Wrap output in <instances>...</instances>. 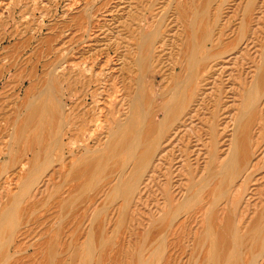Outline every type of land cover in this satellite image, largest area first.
<instances>
[{
	"label": "rangeland",
	"instance_id": "obj_1",
	"mask_svg": "<svg viewBox=\"0 0 264 264\" xmlns=\"http://www.w3.org/2000/svg\"><path fill=\"white\" fill-rule=\"evenodd\" d=\"M263 78L264 0H0V264H264Z\"/></svg>",
	"mask_w": 264,
	"mask_h": 264
},
{
	"label": "bare ground",
	"instance_id": "obj_2",
	"mask_svg": "<svg viewBox=\"0 0 264 264\" xmlns=\"http://www.w3.org/2000/svg\"><path fill=\"white\" fill-rule=\"evenodd\" d=\"M192 57H194V56H192ZM138 64H140V63H138ZM263 83H264V81H263ZM139 84H140V82L138 83V85ZM188 84H189V80L186 81V83L183 85V87H181L182 88L181 93L179 92L178 94L173 95L169 99V103L166 106L167 116L171 115L170 112L173 114H176V111H178L180 109V107L183 105V102L185 100V96L183 94V91L186 90V89H184V87H186ZM141 87H142V89H141ZM141 87H140V89L139 88L137 89L138 90L137 96L131 103V108H130L128 118L126 119V121L124 123H122L119 126L118 130L115 131L114 134L111 135L110 142H108V148L110 147L112 150L111 153L116 154L117 152L121 151L124 153L121 155H125L126 156L125 158L127 161L130 159H132V160L137 159V161L139 162L146 155V153L149 150L148 145H147V141H146V132H147V129L150 125V120H149L150 116L147 112L149 108L147 109V111L145 110L146 92L144 91L145 89L143 90L144 86L141 85ZM25 112H26L25 114H26V120L27 121L37 123V125L40 126V128H42V129L50 126L51 122H53V119L55 120L56 115L59 114V104H58L56 97L53 94V91L47 90V91L40 93L39 95H36L33 100H30L27 103ZM167 119L168 118L164 117V119H163V121H161L160 125L158 124L160 132L163 130L164 123L167 121ZM119 123H118V125H119ZM157 129H158V127H157ZM157 133H158V131H157ZM108 148H107V150H108ZM108 152L110 153V150ZM115 154H113L114 157H111V158L115 159ZM108 155H110V154H108ZM118 157H120V155ZM106 158L108 159V160L106 159L107 162H111V161H109L110 159L108 158V156ZM100 163H102V162H100ZM100 163H99V166L105 164V163H103V164H100ZM108 165L106 164V166H108ZM236 165H237V161H236V158L234 157L233 161L231 162V168L233 169L232 170L233 172H235V170H236ZM103 167H105V165ZM97 168H98V166H97ZM97 168H96V170H97ZM129 190H130L129 187H127V188L126 187H120L117 190V194L124 196L127 194V192H129ZM8 217H9V215H8ZM6 222H7V220H6ZM10 235H11V233H10ZM214 249H215L214 254L216 255V247ZM210 259H212L211 256H210ZM212 261H213V259H212Z\"/></svg>",
	"mask_w": 264,
	"mask_h": 264
}]
</instances>
